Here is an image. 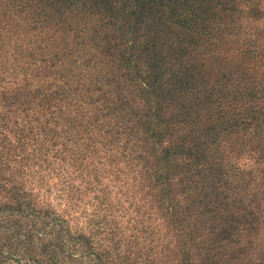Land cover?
Listing matches in <instances>:
<instances>
[{
  "label": "trees",
  "instance_id": "obj_1",
  "mask_svg": "<svg viewBox=\"0 0 264 264\" xmlns=\"http://www.w3.org/2000/svg\"><path fill=\"white\" fill-rule=\"evenodd\" d=\"M204 1L211 3L0 0V82L12 85L0 100V121L15 126L20 166L27 141L62 160L72 142L80 151L72 160L107 158L115 178L131 173L144 192L133 210L147 206L141 216L157 221L159 244L176 264H264V152L233 166L218 141L226 126L253 117L251 108L240 116L221 104L252 96L264 53L260 73L252 69L258 81L209 83L193 56L205 35ZM192 3L199 12L184 10ZM201 116L216 132L201 131ZM194 126L201 140H189ZM14 204L25 215L17 194Z\"/></svg>",
  "mask_w": 264,
  "mask_h": 264
},
{
  "label": "rangeland",
  "instance_id": "obj_2",
  "mask_svg": "<svg viewBox=\"0 0 264 264\" xmlns=\"http://www.w3.org/2000/svg\"><path fill=\"white\" fill-rule=\"evenodd\" d=\"M250 1H204L205 35L201 44L196 42L198 52L193 56L203 65L209 83L222 76L231 78L233 85L258 81L264 53V0ZM192 4L184 10L199 12L197 4ZM178 5L171 10V20L176 21L183 10ZM162 15L164 5L158 7V16ZM259 80L251 97L236 99L233 107L226 101L221 104L227 113L237 111L240 116L244 109L255 110L251 119L241 118L221 132L223 159L229 158L233 166L254 162L264 152V77ZM11 87L7 80L0 82V100ZM201 121V131L207 128L204 134L216 132L204 116ZM197 128L187 131L189 140L203 138ZM14 129L11 121H0V264H176L170 248L162 250L159 244L157 221L155 226L153 216H141L143 211L148 213L147 206L139 208V214L133 210L144 195L137 178L128 172L115 178L107 158L72 160L80 152L72 142L67 143L70 157L62 160L27 141V156L20 166ZM16 194L25 201L20 207L25 215L14 213Z\"/></svg>",
  "mask_w": 264,
  "mask_h": 264
}]
</instances>
